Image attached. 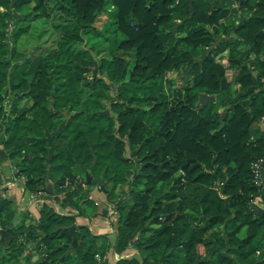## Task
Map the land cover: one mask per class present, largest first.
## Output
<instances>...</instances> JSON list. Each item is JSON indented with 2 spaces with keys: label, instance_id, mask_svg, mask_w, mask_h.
<instances>
[{
  "label": "trees",
  "instance_id": "1",
  "mask_svg": "<svg viewBox=\"0 0 264 264\" xmlns=\"http://www.w3.org/2000/svg\"><path fill=\"white\" fill-rule=\"evenodd\" d=\"M109 3L116 22L99 26ZM202 92L215 99L199 108ZM263 116L264 0H0V131L17 175L84 214L107 189L114 249L142 252L107 262L106 236L49 202L26 232L6 198L0 264H32L33 240L37 264H264Z\"/></svg>",
  "mask_w": 264,
  "mask_h": 264
},
{
  "label": "crops",
  "instance_id": "2",
  "mask_svg": "<svg viewBox=\"0 0 264 264\" xmlns=\"http://www.w3.org/2000/svg\"><path fill=\"white\" fill-rule=\"evenodd\" d=\"M260 131L264 132V116L256 123ZM7 135L3 129L0 131V200L10 199L14 207L20 211H25L30 218V223L26 228V232L30 230L37 223L40 216V208L43 203L49 202L53 204L56 209L63 213H76V224L88 226L95 234L106 236V245L109 244V250L106 252L104 259L109 263H114L120 257H141V251L133 244L123 252L118 253L114 249V245L118 232V214L114 211L113 203L110 202L106 194L99 188H94L92 197L94 203L88 207L87 212L84 214L81 208L73 206L65 194H60V199H54L45 196L43 193H34L25 187L24 178L17 175V165L20 162V157L12 158L9 156V151L4 145V140ZM262 188L254 199V205L259 209L264 210V165L262 167ZM53 185V184H52ZM55 191V187L53 185ZM114 211V212H113ZM13 222V221H12ZM28 234V233H27ZM101 240L103 238H100ZM102 243V242H101ZM36 241L33 240L27 246V261L31 258L32 264H37L42 251L36 252L33 250ZM32 254V255H31ZM98 258L101 255L98 254Z\"/></svg>",
  "mask_w": 264,
  "mask_h": 264
},
{
  "label": "rangeland",
  "instance_id": "3",
  "mask_svg": "<svg viewBox=\"0 0 264 264\" xmlns=\"http://www.w3.org/2000/svg\"><path fill=\"white\" fill-rule=\"evenodd\" d=\"M109 9L104 13V15L101 17V19L100 20H98V22H97V24L99 25V26H106V25H112V26H114V24H115V22H116V19H117V17H116V6L114 5V4H112V3H109ZM34 24V31H33V33L31 32V33H29L22 41L24 42V44H26V43H32L34 40H35V36H36V32L38 31V30H40V27L42 26V24H43V21H41V20H39V21H36L35 20V22L33 23ZM111 28H113V27H111ZM114 33H116L117 34V36H123V34L120 32V31H117V30H114V29H112L111 30V32H109L108 34H110V35H113ZM49 34H50V31L48 30H46V33L42 36V38H44V39H46L48 36H49ZM43 39V40H44ZM48 44V43H47ZM23 44H20V47L21 48H23ZM171 75L172 76H174V73H172V72H169L168 73V75L167 76H169V77H171ZM230 76H231V73H230ZM7 105L9 106L10 105V101H8L7 102ZM109 106H110V104H109ZM6 117L9 119L10 118V115H9V113L7 112L6 113ZM77 179H79V180H81L82 182H84V180L82 179V176H78V178ZM96 188V187H95ZM98 188V187H97ZM101 191H103L105 194H106V191H107V189H101V188H99ZM93 191V190H92ZM107 196V195H106ZM113 208H114V211H116V214H118L119 215V213H118V210H117V208H116V204H113ZM113 211V212H114Z\"/></svg>",
  "mask_w": 264,
  "mask_h": 264
},
{
  "label": "water",
  "instance_id": "4",
  "mask_svg": "<svg viewBox=\"0 0 264 264\" xmlns=\"http://www.w3.org/2000/svg\"><path fill=\"white\" fill-rule=\"evenodd\" d=\"M215 99V95L213 94H208L206 92H202L200 94V97H199V100H198V107H202L204 104L208 103L210 100H214ZM87 181H91L92 180V175L87 171ZM48 190L50 192H54L53 190V185L52 183H48V186H47ZM74 225L71 226V229L73 230L74 229ZM0 233H2V236H1V240L4 239L5 236H7V230L5 228H0Z\"/></svg>",
  "mask_w": 264,
  "mask_h": 264
},
{
  "label": "built area",
  "instance_id": "5",
  "mask_svg": "<svg viewBox=\"0 0 264 264\" xmlns=\"http://www.w3.org/2000/svg\"><path fill=\"white\" fill-rule=\"evenodd\" d=\"M263 165H264V155L259 157L257 160H255L253 165H252L255 182L257 184H261V185L263 183V178H262V167H263ZM254 199H253V203H254ZM263 250H264V248H263ZM257 252L260 253L261 250L259 249Z\"/></svg>",
  "mask_w": 264,
  "mask_h": 264
}]
</instances>
